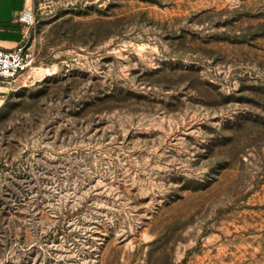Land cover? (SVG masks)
Here are the masks:
<instances>
[{"label": "rangeland", "instance_id": "1", "mask_svg": "<svg viewBox=\"0 0 264 264\" xmlns=\"http://www.w3.org/2000/svg\"><path fill=\"white\" fill-rule=\"evenodd\" d=\"M31 8L0 264H264V0Z\"/></svg>", "mask_w": 264, "mask_h": 264}, {"label": "built area", "instance_id": "2", "mask_svg": "<svg viewBox=\"0 0 264 264\" xmlns=\"http://www.w3.org/2000/svg\"><path fill=\"white\" fill-rule=\"evenodd\" d=\"M19 21L27 27L34 25L35 16L31 7L22 12ZM36 63L37 58L28 42L15 49H0V83L10 88L26 85L29 74L36 69Z\"/></svg>", "mask_w": 264, "mask_h": 264}, {"label": "crops", "instance_id": "3", "mask_svg": "<svg viewBox=\"0 0 264 264\" xmlns=\"http://www.w3.org/2000/svg\"><path fill=\"white\" fill-rule=\"evenodd\" d=\"M31 7V0H0V49H15L29 43L30 27L20 23L22 12ZM11 88L0 83V105Z\"/></svg>", "mask_w": 264, "mask_h": 264}]
</instances>
